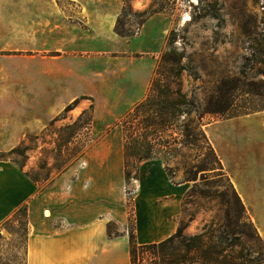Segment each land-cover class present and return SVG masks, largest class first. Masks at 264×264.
Returning <instances> with one entry per match:
<instances>
[{"label": "rangeland", "instance_id": "1", "mask_svg": "<svg viewBox=\"0 0 264 264\" xmlns=\"http://www.w3.org/2000/svg\"><path fill=\"white\" fill-rule=\"evenodd\" d=\"M96 1L98 6L100 0ZM108 3L116 11L113 15L117 14L110 27L90 29L94 37L88 41L84 40L88 29L82 27L79 44H49L46 87L42 83L46 89L42 98L48 107L46 111L29 109L32 122L41 114L47 125L21 139L0 141L5 149L0 150V159L15 162L39 188L75 164L105 134L116 128L123 131L122 122L147 98L160 65L164 66L163 59L172 60L169 65L164 63L167 67L182 69L183 90L195 105L190 118L201 123L202 129L213 119L264 109V76L260 73L264 55L259 53L264 49V0ZM14 71L8 77L16 86L14 97L39 100V77L35 80L22 67ZM76 99L77 107L65 112ZM85 110L84 120L89 115L93 119L88 128H64ZM170 133L164 131L163 142L169 141ZM197 138L198 142L176 145L170 154L166 148L157 149L156 158L165 163L171 179L190 186L183 199L180 226L185 227L187 236L201 234L212 224L219 229L216 235L231 234L216 255L219 263L226 256L235 264H264V211L260 235L243 213L207 141ZM132 184L133 179L128 194ZM256 207L264 210V205ZM129 213L133 233L132 201ZM26 234L25 211L19 209L0 226V264H24ZM181 247L176 240L173 248L177 253Z\"/></svg>", "mask_w": 264, "mask_h": 264}, {"label": "crops", "instance_id": "2", "mask_svg": "<svg viewBox=\"0 0 264 264\" xmlns=\"http://www.w3.org/2000/svg\"><path fill=\"white\" fill-rule=\"evenodd\" d=\"M99 2L0 0V141L21 139L47 125L41 114L32 122L29 109L48 107L42 83L46 87L49 44H79L82 27L88 29L87 41L94 37L90 29L110 27L116 11L108 0ZM17 67L39 77V100L14 97L16 86L8 77ZM116 129L42 188L15 162L0 159V226L25 209L24 264H131L130 201L138 244L159 243L177 232L190 186L175 183L165 163L152 158L140 164L128 194L124 134ZM203 130L261 235L264 210L256 206L264 205V109L207 121Z\"/></svg>", "mask_w": 264, "mask_h": 264}, {"label": "trees", "instance_id": "3", "mask_svg": "<svg viewBox=\"0 0 264 264\" xmlns=\"http://www.w3.org/2000/svg\"><path fill=\"white\" fill-rule=\"evenodd\" d=\"M259 53L264 55V49L259 51ZM171 62V59H163L162 63L164 66L160 65L157 76L152 81L147 98L137 104L134 110L122 122L125 141L124 164L127 182L137 178L139 166L143 161L157 157L158 148H166L167 153L170 154L172 151H175L176 145L198 142L197 137H202L207 141L208 148L212 151L215 162L220 166L219 169L223 171L222 163L210 145L202 129V124L196 123L194 119L190 118L195 112V105L188 99L183 90L182 69L174 68L173 66L169 68L165 65H169ZM260 73L264 76V71ZM78 104L79 100L76 99L65 108V112L73 110ZM86 115L87 111L85 110L72 124L64 128L67 130L75 129L76 127L88 128L93 123V119L92 115H89L84 120V116ZM182 116H185L183 120H181ZM166 129L171 131L169 134L170 139L163 142V133ZM70 140L71 138L66 140V142L69 143ZM67 143L64 145H67ZM235 194L240 202L243 213L247 216L244 205L236 192ZM21 209L25 211L24 208ZM250 223L252 224L251 221ZM184 229L185 227L179 226L177 232L166 240L146 245L138 244L135 233H131V264L219 263L216 255L223 251V240H228L231 234L216 235L215 233L219 229L214 228L213 224L209 228H205L203 233L195 236H187L184 233ZM176 240H180L182 246V250L178 253L173 248ZM220 263L235 264L233 258L226 256H224V260Z\"/></svg>", "mask_w": 264, "mask_h": 264}, {"label": "bare ground", "instance_id": "4", "mask_svg": "<svg viewBox=\"0 0 264 264\" xmlns=\"http://www.w3.org/2000/svg\"><path fill=\"white\" fill-rule=\"evenodd\" d=\"M187 18V17H186Z\"/></svg>", "mask_w": 264, "mask_h": 264}]
</instances>
